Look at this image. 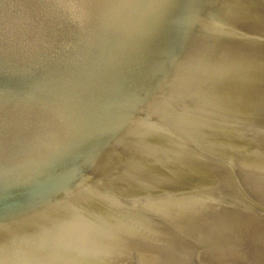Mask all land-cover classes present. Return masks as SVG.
Here are the masks:
<instances>
[{"label": "bare ground", "instance_id": "bare-ground-1", "mask_svg": "<svg viewBox=\"0 0 264 264\" xmlns=\"http://www.w3.org/2000/svg\"><path fill=\"white\" fill-rule=\"evenodd\" d=\"M259 33L264 0H0V264H77L112 241V264H181L194 237L164 231L201 223L205 240L224 217L264 264V151L240 156L230 133L246 119L264 148Z\"/></svg>", "mask_w": 264, "mask_h": 264}, {"label": "water", "instance_id": "water-1", "mask_svg": "<svg viewBox=\"0 0 264 264\" xmlns=\"http://www.w3.org/2000/svg\"><path fill=\"white\" fill-rule=\"evenodd\" d=\"M258 35L260 36V39H262L264 41V34L262 35V34L259 33ZM233 126H232L233 131L230 132V133H232L233 135H235L237 138L247 139L245 141L240 142L239 145H238V153L240 154V156H247V155H252V154L253 155H256V154H259V153L262 154L261 152H262V150L264 151V148L259 143V140L252 138L253 137L252 136L253 132L248 130V127L250 126V124L247 122L246 119H239L238 121H236L233 124ZM216 162L219 165L225 166L226 168L230 169L231 171H233V169L236 168L233 165L234 162L231 160V158H228V159L222 160V161H216ZM197 188L198 189H204V188H206V186H199V187H194V188H190V189H197ZM239 190L241 191V193L243 195H245L244 192L242 191V189L240 187H239ZM245 197H246V195H245ZM234 218H236V216L233 217V219ZM147 219H149V218H146V220ZM233 219L231 218V220H233ZM146 220H143V221L146 222ZM218 220H221V219H219V217H218ZM141 221H142V219H141ZM226 221H227V218L224 217L223 220L218 221L213 226V228H216V227L221 228V226L224 225L225 232H223L222 234H220L221 236L216 233L217 235H214V236H211V237L205 239L204 240L205 243L210 244V245H213L214 243H216L218 241L219 237L221 238V237L224 236V234L227 231V228H229L228 226H226L227 224H225ZM147 222H148V220H147ZM191 224H192L191 226H189V225L185 226V225H183L181 223H176L175 226H172L173 228L168 229L167 232L164 231V234H163L162 231L161 232H158V235L159 236L161 234L165 235L163 237V239H161V240L159 239V240L162 243H166V240L169 239V241L170 242L172 241L173 244H178L179 242L182 241L181 238H179V236H182V235L185 236L186 234H188V237L190 236V239L194 237V239L192 240V242L189 241V242H191V245H192L193 242L196 241L197 239L203 238L207 234L206 231L208 229H205L204 230L205 224L204 225H201V223H196V224L191 223ZM206 224H207V222H206ZM192 226H194V227H192ZM190 227H192V228H190ZM166 237L168 239H166ZM143 242L144 243L142 244V247H144L143 249H146L145 251H151V252H155V253H158V254L161 251H164V250H160V245H158V246H152L149 243H147L146 241H143ZM114 244H115L114 241L109 242V243L106 242V244L103 246L104 249L102 250V252L98 253L96 256H90L89 257L90 259L88 261H86L84 259L83 261H80L77 264H112L114 262L113 260L116 258V255L115 254L117 252V249H116V247H115ZM180 244L182 246H184V247L186 246L185 247L186 249L184 248V251H186L187 249H189L191 247V246L189 247L190 244L188 243V241H187V245H185L184 243H180ZM72 245L73 246H83L84 243L78 242V240H74V244H72ZM70 258L71 259L69 261L72 260V263L75 264V262H77V259L78 258H76V256H73V257H70ZM122 261L119 262V263L121 264Z\"/></svg>", "mask_w": 264, "mask_h": 264}, {"label": "rangeland", "instance_id": "rangeland-1", "mask_svg": "<svg viewBox=\"0 0 264 264\" xmlns=\"http://www.w3.org/2000/svg\"><path fill=\"white\" fill-rule=\"evenodd\" d=\"M234 220H236V222H234ZM240 221L241 220L238 217L233 219V224L231 225V228L233 230H236V232L238 231V227L241 224ZM230 232L231 231L229 230L226 231L223 237L221 238L219 237L218 241L210 246H208L203 239H197L196 241L193 242V244L189 249L180 252L178 254V257H175V255L173 257H175L174 259L180 260L179 263L181 262V264H209L208 261L204 260V258L198 260L199 255L197 253L201 252L203 253L204 256H208L210 258L213 257V259L220 254L233 253L231 254L232 256H237V254L239 255L238 258H236L234 264H248L247 255L251 252V250L257 253L261 249V246L260 245L253 246V243L256 242L255 239L252 240L248 239L246 241H243L241 240L242 238L239 237L235 239L231 238ZM250 234H254V235L258 234L259 236L264 237V234L263 233L261 234V230H259L258 228H256L255 231H250ZM144 262L161 264V262H158L154 259L151 260L144 257L143 258L141 257L140 259L138 258L133 259V261L130 262V264H145Z\"/></svg>", "mask_w": 264, "mask_h": 264}, {"label": "snow or ice", "instance_id": "snow-or-ice-1", "mask_svg": "<svg viewBox=\"0 0 264 264\" xmlns=\"http://www.w3.org/2000/svg\"><path fill=\"white\" fill-rule=\"evenodd\" d=\"M170 2H174V0H170ZM188 2H191V0H188Z\"/></svg>", "mask_w": 264, "mask_h": 264}]
</instances>
